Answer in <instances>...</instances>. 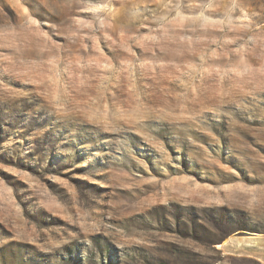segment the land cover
Segmentation results:
<instances>
[{
    "label": "rangeland",
    "instance_id": "1",
    "mask_svg": "<svg viewBox=\"0 0 264 264\" xmlns=\"http://www.w3.org/2000/svg\"><path fill=\"white\" fill-rule=\"evenodd\" d=\"M251 233L264 0H0V264H259Z\"/></svg>",
    "mask_w": 264,
    "mask_h": 264
},
{
    "label": "crops",
    "instance_id": "2",
    "mask_svg": "<svg viewBox=\"0 0 264 264\" xmlns=\"http://www.w3.org/2000/svg\"><path fill=\"white\" fill-rule=\"evenodd\" d=\"M222 247L238 258H247L264 264V234L251 233L235 235L226 241Z\"/></svg>",
    "mask_w": 264,
    "mask_h": 264
},
{
    "label": "trees",
    "instance_id": "3",
    "mask_svg": "<svg viewBox=\"0 0 264 264\" xmlns=\"http://www.w3.org/2000/svg\"><path fill=\"white\" fill-rule=\"evenodd\" d=\"M241 230H245V229H241Z\"/></svg>",
    "mask_w": 264,
    "mask_h": 264
}]
</instances>
